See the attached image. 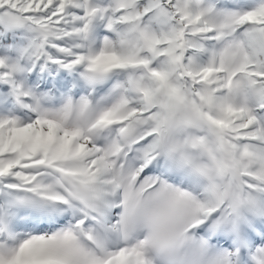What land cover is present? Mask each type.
I'll return each mask as SVG.
<instances>
[{
	"label": "snow or ice",
	"instance_id": "obj_1",
	"mask_svg": "<svg viewBox=\"0 0 264 264\" xmlns=\"http://www.w3.org/2000/svg\"><path fill=\"white\" fill-rule=\"evenodd\" d=\"M0 264H264V0H0Z\"/></svg>",
	"mask_w": 264,
	"mask_h": 264
}]
</instances>
